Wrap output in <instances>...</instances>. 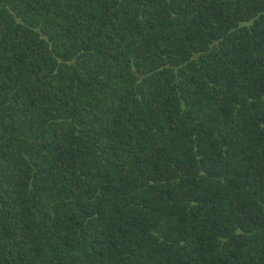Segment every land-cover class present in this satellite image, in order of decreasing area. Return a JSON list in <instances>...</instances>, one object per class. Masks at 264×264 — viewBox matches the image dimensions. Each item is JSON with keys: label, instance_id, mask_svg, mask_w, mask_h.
<instances>
[{"label": "trees", "instance_id": "obj_1", "mask_svg": "<svg viewBox=\"0 0 264 264\" xmlns=\"http://www.w3.org/2000/svg\"><path fill=\"white\" fill-rule=\"evenodd\" d=\"M0 264H264V0H0Z\"/></svg>", "mask_w": 264, "mask_h": 264}]
</instances>
